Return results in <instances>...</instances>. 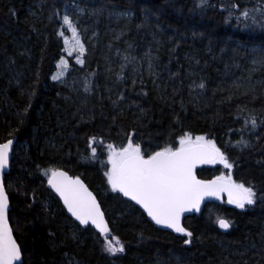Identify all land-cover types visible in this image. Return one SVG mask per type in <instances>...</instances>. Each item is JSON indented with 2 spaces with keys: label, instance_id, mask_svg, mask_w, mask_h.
I'll use <instances>...</instances> for the list:
<instances>
[{
  "label": "trees",
  "instance_id": "trees-1",
  "mask_svg": "<svg viewBox=\"0 0 264 264\" xmlns=\"http://www.w3.org/2000/svg\"><path fill=\"white\" fill-rule=\"evenodd\" d=\"M198 2L0 0V143L15 141L4 187L23 264H264V0ZM74 4L84 63L68 60L71 83L58 84L61 13ZM185 134L211 140L233 179L257 192L243 210L218 199L184 219L188 244L155 229L105 175L109 144L131 139L148 156ZM50 168L86 185L123 253L110 255L104 237L71 221L47 187ZM228 172L214 164L196 175ZM218 216L232 222L226 233Z\"/></svg>",
  "mask_w": 264,
  "mask_h": 264
},
{
  "label": "snow or ice",
  "instance_id": "snow-or-ice-1",
  "mask_svg": "<svg viewBox=\"0 0 264 264\" xmlns=\"http://www.w3.org/2000/svg\"><path fill=\"white\" fill-rule=\"evenodd\" d=\"M207 3L208 0H199L197 7L202 8ZM243 15L247 18L248 11L245 10ZM63 24L76 38L75 46L79 49V56L82 57L85 51L84 45L78 39V30L68 15L63 17ZM65 44H69L67 39H65ZM69 54L71 55V52ZM77 63L83 64L84 61L78 57ZM57 67L61 68V72L53 76L54 80L61 78L63 69L68 65L61 60ZM191 87L204 89L205 84L193 82ZM89 90L90 81L86 80L84 91ZM249 123L253 130L257 127L255 117L246 119L244 127H247ZM12 143V140H8L0 144V170L9 165V151ZM237 143L243 148L248 147V142L243 137ZM107 147L109 149L108 169L105 175L111 191L120 193L139 205L155 225L188 237L189 239L184 241L185 244L191 242L193 233L182 226L181 217L193 209L198 210L205 197L219 198L221 194L226 193L228 204L241 210L256 203L257 192L254 188L245 186L244 183H237L233 179L231 172L233 163H230L216 145L204 136H197L193 140L185 134L179 140L178 148L165 147L148 156H145L141 144L134 143L131 139L126 146L117 148L109 144ZM92 155L95 158V148L92 149ZM200 164H222L229 172L227 175L222 174L210 181L200 180L197 179L194 171ZM44 175L48 177V185L80 225L90 224L101 236L107 237L109 227L101 206L79 178H73L65 171L56 168L45 170ZM8 209L9 198L4 186L0 184V264H23L21 248L14 239L9 226ZM215 222L220 229L225 231L232 224L229 219L219 216ZM112 239L117 241L116 244L106 239L105 251L112 256L123 253L125 251L123 244L115 237Z\"/></svg>",
  "mask_w": 264,
  "mask_h": 264
},
{
  "label": "water",
  "instance_id": "water-1",
  "mask_svg": "<svg viewBox=\"0 0 264 264\" xmlns=\"http://www.w3.org/2000/svg\"><path fill=\"white\" fill-rule=\"evenodd\" d=\"M13 141V143H12V146H11V148H10V151H9V165H8V167H6L5 169H3V170H0V184H2L3 186H4V179H5V176L6 175H8V173H9V171H10V164H11V158H12V154H13V149H14V144H15V141L14 140H12ZM6 143V142H5ZM0 144H2V143H0ZM205 165H208V164H200V165H197V167L194 169V171H195V174H196V171H197V169H199L200 167H202V166H205ZM62 171V170H61ZM197 176V175H196ZM197 179H199L198 177H197ZM201 180V179H200ZM211 180H213V179H211ZM207 181H210V180H207ZM82 182V181H81ZM83 183V182H82ZM84 184V183H83ZM85 185V184H84ZM47 187H48V189H49V191L52 193V195L59 201V203H60V205H61V207L63 208V210L65 211V213H66V215L71 219V221L73 222V223H75L79 228H81V229H85V228H90V229H92L97 235H99V236H101L100 235V233L92 226V225H87V226H83V225H80L79 224V222L78 221H76L75 220V218L74 217H72V215L67 211V209L64 207V205H63V201H61L60 200V198H59V196L51 189V187L48 185V180H47ZM85 187H86V185H85ZM5 188V187H4ZM87 188V187H86ZM88 189V188H87ZM89 190V189H88ZM6 191V190H5ZM90 191V190H89ZM120 194V193H119ZM6 195H7V193H6ZM120 196L125 200V201H127L128 203H130L131 205H133L134 207H136L143 215H144V217L146 218V220L155 228V229H158V230H160V231H163V232H166V233H169V234H171V235H173V236H175V237H178V236H181L180 234H178V233H175V232H172L171 231V229H165V228H163V227H161V226H158V225H155L154 224V222H152L151 221V219L147 216V214L146 213H144L143 212V209H141L140 207H139V205H136L134 202H132V201H130V200H128L126 197H124L122 194H120ZM220 197H222V198H224V199H228L227 198V194L226 193H223V194H221V196ZM215 198H217V197H211V196H208V197H205L202 201H201V203H200V207H199V209L197 210V209H193L191 212H186V213H184L183 214V216L181 217V224H183V221H184V219H186L187 217H192V216H198V215H200L201 214V212H202V210H203V208H204V206L206 205V204H208V203H212L213 201H214V199ZM9 210H10V205H9V209H8V213H9ZM104 218H105V215H104ZM105 221H106V218H105ZM106 223L108 224V222L106 221ZM9 226H10V223H9ZM183 226V225H182ZM108 227H109V225H108ZM10 228H11V226H10ZM217 228L219 229V231L221 232V233H226L227 231H225V230H222V229H220L219 227H218V225H217ZM109 232H110V229H109ZM12 233H13V231H12ZM108 235V234H107ZM13 237H14V235H13ZM101 237H105V236H101ZM15 239V238H14ZM105 239H107V238H105ZM22 261H23V257H22Z\"/></svg>",
  "mask_w": 264,
  "mask_h": 264
},
{
  "label": "rangeland",
  "instance_id": "rangeland-1",
  "mask_svg": "<svg viewBox=\"0 0 264 264\" xmlns=\"http://www.w3.org/2000/svg\"><path fill=\"white\" fill-rule=\"evenodd\" d=\"M72 11H74L75 13H80L81 14V10L80 7L76 4L71 5L70 7L66 8L62 13H61V20H60V27L58 30V36L61 39L62 45H63V52L64 55L60 57V59L55 63V67H54V72L52 75V80L58 84H70L71 82L68 81L67 79V73L70 70V63L68 60L72 61V64L75 66H80L81 64L77 63V58L79 57L80 59H82L81 56H79V49L75 46V39L73 37V33L71 31H69L67 29V26L63 24V17L65 15H68L69 17L72 14ZM61 33H63V35H61ZM65 39H67L69 41V44L66 45L65 44ZM78 39L81 42V38L80 35L78 33ZM82 43V42H81ZM69 52H71V55L69 54ZM61 60H63L68 67L63 69V75L61 76V78L59 80H54L53 76L59 74L61 72V68H58L57 65L60 64ZM196 137L192 138L193 140H195ZM179 147V145H178ZM107 178V176H106ZM218 200V199H216ZM113 244H116L114 241H112Z\"/></svg>",
  "mask_w": 264,
  "mask_h": 264
}]
</instances>
